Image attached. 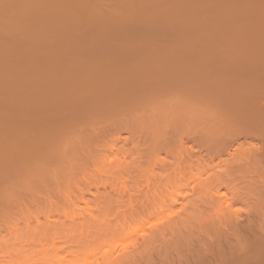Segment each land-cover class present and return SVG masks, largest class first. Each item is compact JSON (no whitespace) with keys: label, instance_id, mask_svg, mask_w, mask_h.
<instances>
[{"label":"bare ground","instance_id":"bare-ground-1","mask_svg":"<svg viewBox=\"0 0 264 264\" xmlns=\"http://www.w3.org/2000/svg\"><path fill=\"white\" fill-rule=\"evenodd\" d=\"M123 131L144 143L145 168L166 146L167 182L153 177L125 208L115 190H94L99 210L67 221L76 252L36 264L99 252L98 264H264V0H0V264L27 257L15 236L20 247L51 231L12 233L11 213L72 208ZM127 162L116 169L136 172ZM172 178L191 192L167 202ZM169 201L181 208L167 220ZM148 214L140 224L164 219L130 244Z\"/></svg>","mask_w":264,"mask_h":264},{"label":"rangeland","instance_id":"rangeland-1","mask_svg":"<svg viewBox=\"0 0 264 264\" xmlns=\"http://www.w3.org/2000/svg\"><path fill=\"white\" fill-rule=\"evenodd\" d=\"M130 131H128V133H129ZM127 133V131L125 132V131H123V132H121V133H119V134H117V135H115L114 136V138H113V141H110L109 142V144H108V146H106L105 148H104V154L102 155V159H101V161H100V164H102L101 166H102V168L101 167H99L100 166V164H99V168H101L103 171H102V173H101V170H100V172L98 171L97 173H99V174H97V173H95L94 171H97V168L96 169H94V171H92L91 172V174L92 173H95V175H91V174H89L90 176H87L88 178V181H86V178H85V180L83 181H81V183L83 182V186L82 185H79V187L77 188V189H75V191H74V193H73V197H75V198H73L72 197V201L74 202L75 201V199L78 201V199L80 200V201H76L77 203H76V205L75 206H73V202H71L72 203V208H71V204H68L69 206H67V208H64V212L62 211V209L61 208H58V209H53V210H55V211H53L52 209H50L49 210V208H47V210H45V209H43L42 208V206H40V205H38V204H36V206L34 205V204H32L33 206H31L30 205V203H27L26 202V204H28L27 206H26V204H25V206H24V203H22L21 205H23V209H22V211H19V210H17V211H15V212H12L11 213V215H10V217L8 218V223H9V221H10V223H9V225H11L12 224V227L11 226H9L8 228H12L11 230H12V233H14L13 232V230L14 231H16L17 229L16 228H18V229H20V230H17L19 233H21V234H23V236H25L26 234H24V233H26V232H24L23 233V231H26L25 230V228L27 229V226L29 227V226H35V224L37 223V224H39L40 225V223L42 224L43 223V225H42V227L44 228V227H51V231H52V234L49 232V234H47L45 237H50V238H48V240H47V238H43V237H39L40 238V241H39V238H36L35 239V241H33L34 243H32L31 244V242L29 241V243H27V242H24L25 244H23L22 242H21V238H22V240H24V241H28L27 240V238H25V237H19L20 238V240H19V244L20 243H22L23 245H24V247H23V245L21 246V245H19L20 247H17V245H18V240H17V237L15 236V243H17L16 244V249L17 248H21L22 250H24L25 252H24V254H26V258H24V259H22V261H21V263L20 264H33V263H35L36 264V262L37 261H41V260H44V259H46L47 261L49 260V257L51 258H59L60 260H61V258L62 259H64L69 253H70V251H67V250H72L71 252H73V251H75L76 252V249H75V246H76V242H75V239H72V241H71V236L73 237V234L71 233V231H69L68 232V228H70L69 226H68V222H73V220H74V222H76V218H78L79 220L82 218V216H84V217H86V216H88V213L87 212H91V214L93 213V212H95V210L96 209H94L95 207L93 206V205H95L96 204V202L94 201L95 200V198H96V196L97 195H95V193L93 194V191L94 190H96V189H99V191H102V190H104V189H106V190H115L116 191V193L118 194V196L119 197H121V198H124V199H116V201H115V203H117L119 200H121V201H119V203L120 202H122V200H124L122 203L124 204V205H126L125 203H127V196L128 195H131V197H132V195H133V198L131 199V197L130 196H128L129 198V201H130V204L132 203V204H134L133 202H135L136 201V203L138 202V200H136V199H141V195L142 194H144L145 195V193H146V195L148 194L147 192L149 191V188H151V187H149V185L153 182V177L155 178H157L158 180H159V177H160V179H162L161 180V182L163 181L164 183H166L167 182V178H169L168 177V173H169V170L168 169H170V167L169 166H171V164L172 165H174V163H172L174 160H173V157H172V155L170 154V153H168L167 152V148H166V146H165V149L166 150H164V149H161L162 148V146H161V148L160 147H157V149H158V152H157V150H156V160L158 159V161H156V160H154V162H155V164H152V163H147L146 164V168L142 165V163H144L143 162V160L145 159V154H143V150L146 148L145 146H143V142H142V144H141V140H140V142L138 141V140H136V139H138L139 138V136H138V134L136 133V132H133V133H135L136 135H135V137H134V134H132L131 132L128 134ZM136 136H138V137H136ZM115 141V142H114ZM138 141V142H137ZM140 143V144H139ZM135 144V145H134ZM190 144V143H189ZM139 145H141V146H139ZM189 146H191V145H189ZM145 147V148H144ZM192 147V146H191ZM142 148H144V149H142ZM163 148H164V146H163ZM193 148H195V147H192V149ZM159 149H160V151H159ZM142 151V154H143V156H142V154H139V152L141 153V151ZM164 150V151H163ZM166 151V152H165ZM145 152V151H144ZM128 154V156H127V154ZM161 153V154H160ZM164 153V154H163ZM169 155H167V154ZM139 154V155H138ZM166 155V157H164ZM124 156V157H123ZM141 156V157H140ZM126 157H127V159H126ZM139 157H140V159H139ZM142 157H143V160H142ZM162 157H163V159H162ZM168 157H171V159H169ZM124 158V159H123ZM131 159V160H130ZM132 159H134V161H132ZM165 159V160H164ZM119 160H121V162H127V164L128 165H130L131 167L133 166V165H135V166H137V167H135L134 169H136V172L135 171H133V169L132 170H130V172L129 173H131V171L133 172V174L131 173V174H129V175H125L124 173L126 172L127 174H128V171H125L124 170V172H123V175H122V172H121V170H120V172L116 169V165H118L119 163H121ZM115 161V162H114ZM119 161V162H118ZM165 161H166V163H165ZM118 162V164H116ZM158 164H157V163ZM108 163V164H107ZM171 163V164H170ZM149 164H150V166H149ZM159 164H160V166H159ZM106 165V166H105ZM162 165V166H161ZM167 167H165V166ZM107 166H110V168H111V166H113L110 170H111V172H110V170H107L108 168H107ZM163 166H164V168L166 169V170H164V168H163ZM104 167H106V169L104 168ZM149 167H150V171H149ZM174 167V166H173ZM173 167L171 166V168H172V170H173ZM130 168V167H129ZM147 168H148V170H147ZM163 168V169H162ZM145 169V170H144ZM127 170V169H126ZM137 170H138V172H137ZM143 170V171H142ZM172 170L170 171L171 172V174H172ZM166 171H168V173H166ZM143 172H144V174H143ZM141 174H143V175H141ZM166 174H168V175H166ZM170 174V175H171ZM97 175V176H96ZM102 175V176H101ZM136 175H137V177H139L138 179H139V181L137 180L136 181V179H137V177H136ZM173 175V174H172ZM136 178L135 179V181H133L132 179H134V177ZM146 176H147V178H146ZM133 177V178H132ZM171 177V176H170ZM173 177V176H172ZM176 177V176H175ZM94 178V179H93ZM98 179V180H97ZM114 179H115V182H114ZM153 179V180H152ZM156 179V180H157ZM145 180V181H144ZM141 181H143V182H141ZM178 181H180V182H182V184L180 183V182H178ZM86 184H85V183ZM146 182H147V184H146ZM150 184H149V183ZM157 182H160V180L159 181H157ZM163 182H162V184H163ZM80 183V184H81ZM115 183V184H114ZM187 183V186L188 187H186V184ZM184 182V180L183 181H181V180H179V179H170V185H167V184H165V186H166V188H165V197L163 198V199H166L167 200V202H168V198L170 199V195H173V194H175L176 192V190L177 191H185L186 190V188H187V190H188V192H191V191H189V190H191V188H189V183L190 182ZM89 186H88V185ZM149 184V185H148ZM156 186H158L157 185V183H156V181H155V183H154ZM154 184H153V187H154ZM161 184V185H162ZM125 185H126V187H125ZM159 185H160V183H159ZM160 185V186H161ZM164 185V184H163ZM176 185H177V187H176ZM85 186V187H84ZM112 186H114V187H112ZM149 188H148V187ZM184 186V187H183ZM152 187V188H153ZM190 187H191V184H190ZM139 188H141V189H139ZM175 188V190H173ZM177 188H179V189H177ZM182 190H181V189ZM189 188V189H188ZM78 189H81V193H83V197L84 196H86V194H87V196H88V198L90 199V196H92L91 197V200H89L88 198H87V196H86V199H85V197L83 198L81 195H79L78 194ZM124 189V190H123ZM135 189V190H134ZM144 189H148L147 191L146 190H144ZM130 190V191H129ZM137 190L139 191L138 192V194L140 195H138L137 194ZM142 191V194H141V191ZM143 190H144V192H143ZM174 191L173 193H172V191ZM87 191V192H86ZM118 191V192H117ZM119 191H120V194H119ZM131 191H133V192H131ZM146 191V192H145ZM171 191V192H170ZM85 192V193H84ZM90 192V193H89ZM92 192V193H91ZM122 192V193H121ZM136 192V193H135ZM187 191H185L184 193H187V194H189ZM80 193V192H79ZM112 193H114V195H117V194H115V192H112ZM125 193H126V195H125ZM129 193V194H128ZM167 193H168V197H167ZM169 193H171V194H169ZM85 194V195H84ZM123 194V195H122ZM135 194H137L136 196H139V198L138 197H136L135 199H134V197H135ZM150 194V193H149ZM77 195H79V196H77ZM143 195V196H144ZM142 196V197H143ZM79 197V198H78ZM82 197V198H81ZM117 197V196H116ZM118 197V198H119ZM81 198V199H80ZM82 199L84 200V201H82ZM131 199V200H130ZM134 199V200H133ZM88 200V201H87ZM118 200V201H117ZM171 200V199H170ZM126 201V202H125ZM128 201V202H129ZM131 201H133V202H131ZM93 202V203H92ZM125 202V203H124ZM169 202H171V201H169ZM91 205H90V204ZM119 203H117V204H119ZM75 204V203H74ZM121 204V203H120ZM129 204V205H130ZM131 204V205H132ZM169 204H171V205H169ZM172 204H173V206H172ZM127 205H128V203H127ZM95 206H97V205H95ZM121 207L123 206L122 204L120 205ZM167 210H165V211H163L162 212V214L161 215H163V213L164 212H166L167 211V214H164L163 215V217L164 216H166L167 215V217H164L165 219L167 218V220H169V219H171V217H169V216H172V218H174L173 217V215L174 214H176V215H174L175 217L177 216V211H179V210H177V208H178V206H180V205H178V202L176 203L175 201L173 202H171V203H168L167 204ZM69 207V208H68ZM126 207H129V206H126ZM170 207V208H169ZM45 208V207H44ZM97 208H98V206H97ZM122 208H125L124 206L122 207ZM176 208V209H175ZM180 208H181V206H180ZM169 209V210H168ZM172 209V210H171ZM97 210H99V208L97 209ZM51 211V212H50ZM93 211V212H92ZM61 213L60 214V216H58L59 215V213ZM82 212V213H81ZM58 213V214H57ZM74 213V214H73ZM149 215L150 214H148V215H143V216H141L139 219H143V220H141V221H138L137 223H136V225H135V227H136V229L134 230V231H132L133 232V234L131 235V237L128 239V242H130V241H132V242H130V244L131 243H133V242H137V241H139L140 240V238H141V236L143 235V234H146V232H148V230H150V225L152 226V225H154V223H156L157 225L159 224V222L162 220L161 219V217H160V214H158V216L160 217V219H157V218H159V217H157L156 219H151L152 221H150L151 223H147V222H145V223H142V224H140L141 222H144V220L145 219H147V218H149ZM57 216V217H56ZM62 216V217H61ZM162 217V218H163ZM56 218H57V220L59 221H54L53 223H55V222H57V224L55 225V224H53L54 225V227L55 228H57L58 227V229H52V222L51 221H53L52 219H54V220H56ZM163 218V219H164ZM10 219V220H9ZM29 219V220H28ZM48 220V222L51 224H49V226H47V220ZM51 219V220H50ZM78 220V221H79ZM62 221H64V222H62ZM68 221V222H67ZM7 222V221H6ZM38 222H40V223H38ZM63 223L64 225H66L65 227H64V225L62 226V224H59V223ZM33 223V225H31ZM44 223H46V225L44 224ZM65 223H67V224H65ZM18 224V225H17ZM140 224V225H139ZM27 225V226H26ZM45 225V226H44ZM58 225V226H57ZM61 225V226H60ZM25 226V227H24ZM41 226V225H40ZM24 228V229H23ZM63 228H64V230H63ZM66 228V229H65ZM149 228V229H148ZM16 229V230H15ZM146 229H148V230H146ZM55 230V231H54ZM71 230V229H70ZM16 231V232H17ZM22 231V232H21ZM57 231V233L56 234H54L55 232ZM61 231V232H60ZM63 231V232H62ZM139 231V232H138ZM73 232V231H72ZM138 232V233H137ZM11 233V234H12ZM18 233V234H19ZM60 233V234H59ZM66 233V234H65ZM137 233V234H136ZM140 234V235H139ZM58 235V236H57ZM10 236H13V234L12 235H10L9 234V236L7 237V239L10 237ZM53 236H55V237H53ZM68 236V237H67ZM134 236V237H133ZM136 236H138V237H136ZM65 237H66V239H65ZM12 238H14V237H12ZM11 237H10V239H12ZM18 238V239H19ZM23 238H25V239H23ZM52 238H57V239H52ZM68 238H69V240L71 241H68ZM136 238V239H135ZM10 239H8V241L10 240ZM42 239H44V241L42 240ZM46 239V240H45ZM134 239V240H133ZM121 240H123V238L121 239H119V238H116L115 240L114 239H112L111 241L109 240V243H111V245L110 244H108L107 243V245L109 246H113V247H116L117 245L118 246H120V245H124V247H126V248H130L131 246H130V244L127 242V240H125V241H122V242H120ZM130 240V241H129ZM12 241H14V240H12ZM12 241H10V242H7L6 244L9 246V248H10V246H11V250H13L14 248H12V247H14V246H12V245H15V243H13ZM37 241H38V243H37ZM43 241V242H42ZM60 241H62V242H60ZM74 241V242H73ZM77 241V240H76ZM47 243V244H43V246H42V243ZM124 242V243H123ZM127 244H129V245H126V243ZM10 243H12L11 245H10ZM58 243V244H57ZM63 243V244H62ZM113 243V244H112ZM123 243V244H122ZM37 245V247H36V245ZM41 246H40V245ZM49 244V245H48ZM56 244V245H55ZM32 247H31V246ZM106 245V244H105ZM114 245H116V246H114ZM126 245V246H125ZM8 246H7V248H8ZM28 246H30V247H28ZM39 246V247H38ZM54 246V247H53ZM64 246V247H63ZM109 246V247H110ZM117 246V247H118ZM42 247V248H41ZM49 249H48V248ZM52 247V248H51ZM65 247H66V249H65ZM96 247V246H95ZM99 247V246H98ZM97 247V248H98ZM102 249H103V252H104V247L103 246H100ZM99 247V248H100ZM122 247V246H121ZM32 248V249H31ZM98 248V250L100 251V249ZM120 248V247H119ZM123 248V247H122ZM31 249V250H30ZM54 249V250H53ZM102 249H101V251H102ZM107 249V248H106ZM41 250V251H40ZM43 250V251H42ZM50 250V251H49ZM98 250L96 251V253H98ZM36 251V252H35ZM55 251H57L56 253H55ZM60 251V252H59ZM63 251V252H62ZM67 251V252H66ZM78 251V250H77ZM9 252H10V249H9ZM29 252V253H28ZM34 252V253H33ZM45 252H47V253H45ZM50 252H52V253H50ZM93 254H94V252H93V250L91 251ZM43 253H45V254H43ZM49 253V254H48ZM60 253V254H59ZM62 253H63V255H62ZM79 253V252H78ZM95 253V254H96ZM100 253V252H99ZM98 253V254H99ZM102 253V252H101ZM23 254V256H25ZM41 254H43L42 256H41ZM74 253H71V255H73ZM77 254V253H76ZM80 254V253H79ZM98 254H96L95 256L93 255H91V257L90 256H88V257H86V258H88V260H86L87 262V264H98L99 262H100V257H98L99 255ZM32 255H33V257H32ZM36 255V256H35ZM49 255V256H48ZM65 255V256H64ZM75 255V254H74ZM81 255V254H80ZM29 256V257H28ZM36 257V259H35V257ZM39 256H41L40 258H39ZM48 258H46V257ZM61 256V257H60ZM42 257H44L43 259H42ZM67 257H69V255L67 256ZM84 257L85 256H83V257H79V259H77L75 262H76V264H85V260H83L84 259ZM80 258H83V259H80ZM85 258V259H86ZM99 258V259H98ZM27 259V260H26ZM29 259V260H28ZM93 259H96V260H93ZM26 260V261H25ZM84 261V262H83ZM26 262V263H25ZM73 264H75V263H73Z\"/></svg>","mask_w":264,"mask_h":264}]
</instances>
